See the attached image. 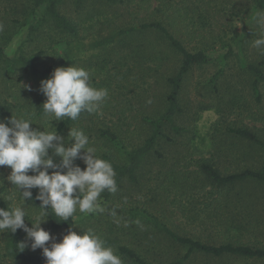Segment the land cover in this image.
<instances>
[{
	"label": "rangeland",
	"instance_id": "obj_1",
	"mask_svg": "<svg viewBox=\"0 0 264 264\" xmlns=\"http://www.w3.org/2000/svg\"><path fill=\"white\" fill-rule=\"evenodd\" d=\"M185 4L195 10H185L181 17L174 18L175 7ZM31 6L29 0H0V45L9 57H14L21 51L26 58L33 60L41 71L52 65L59 67L60 59L69 65L83 67L90 72L94 87L108 89L109 97L99 111L82 116L71 128L83 125L84 128L81 129L88 135L90 146H94L97 153L101 148L108 149L117 163L126 162L125 147L141 144L148 136V127L141 123L140 117L163 109L168 86L157 76L171 73L179 57L169 48L168 42L157 30L123 34L110 43L98 44L103 38L114 34L121 26L150 20L168 24V20H172L175 24L171 29L177 33H221L225 35L226 43L240 44L250 62L258 63L264 60V47H254L256 39L264 38V26L260 23L264 18V10L255 11L252 0H118L112 7H105L101 0H84L83 4H79L78 0H63L64 12L75 17L82 29H88L86 33L81 32L80 38L70 44L56 42L62 35L60 29L50 21L44 20L42 12L36 17ZM195 45L197 44L193 43L190 46L193 48ZM160 53L168 57L161 66L153 57L154 54ZM62 65L60 66L63 67ZM218 67L217 64L195 67L186 77L181 98L182 105L187 110L179 125L188 128L181 136L176 137L172 132L177 143H163L159 148L167 159L161 160L155 152L149 154L142 163L137 181L126 180L108 200L103 198L102 193L101 203L105 212L87 214L77 210L73 216L77 231L91 228L102 239L108 232L117 233L118 236L125 233L129 234V240L132 237L133 242L138 237L147 241L150 237L153 241H148L150 245H146L152 249L150 258L167 261L181 255L185 248L166 241L163 236H155V227L148 219L150 216L158 217L178 233H186L207 242H219L228 236L243 243H264V237L259 238L255 232L256 215L259 211V220H263L261 223L264 226V204L251 211L248 218H244L247 215L246 209H238L244 217L239 215L237 227L228 232L226 229V234L224 227L221 229L217 226V220L209 216V202L213 200L207 192L209 189L200 190L199 185L182 187L181 174H196V163L200 156L210 158L214 155L215 160L221 161L222 167L226 166L225 158H219L215 154L219 142L212 143L211 137L217 135L220 139L227 123L264 129V122L260 119L254 120L246 110H230L224 104L223 112L218 109L219 96L225 94L213 93L214 89L210 83ZM51 75L52 73L38 78L30 72H25L20 66L15 72L9 73L0 61V101L11 106L13 116L35 113L34 122L38 124L33 123L31 127L41 131L44 130L43 126L49 131L57 130L59 121L53 120L51 125L50 120L53 117L39 115L35 105V92L40 87V81L50 78ZM251 78L252 75L242 68L238 56H233L223 82L225 86H233L238 93L244 92L248 103L251 105L253 102L255 105L256 99L250 88ZM259 90L262 96L261 104L264 105V83L259 85ZM226 96L228 97V94ZM204 105L212 108L201 110ZM0 120L7 122L8 119L0 117ZM107 127L119 135L117 141L107 142L97 136L99 128ZM69 130L65 133H58L57 130V133L67 139ZM190 136L194 139L189 143L187 139ZM49 154H52L51 149ZM74 163L82 169L86 167L81 159ZM10 172L9 166L0 167L1 196L5 198L9 208L22 204L25 206V223L31 227L30 220L34 221L40 211L19 197L15 187L6 179ZM248 187V191H251L254 185L249 184ZM112 210H116L117 215H112ZM41 226L49 228L47 220ZM18 230L26 245L24 251L43 252L40 248L33 251L31 240L25 231ZM48 231L55 240L61 236L60 232ZM11 234L12 232L7 230L0 232V264H24L10 252ZM112 247L117 253L115 246ZM154 248L157 249L156 253L153 252ZM121 259L123 264H129L124 257ZM187 264H264V261L231 256L212 257L200 253L195 254Z\"/></svg>",
	"mask_w": 264,
	"mask_h": 264
},
{
	"label": "trees",
	"instance_id": "obj_2",
	"mask_svg": "<svg viewBox=\"0 0 264 264\" xmlns=\"http://www.w3.org/2000/svg\"><path fill=\"white\" fill-rule=\"evenodd\" d=\"M105 7H112L118 0H101ZM121 2V0H119ZM253 9L255 11L264 10V0H252ZM32 3V12L37 17V14L43 13V18L46 21H50L56 28L60 29L61 36L56 42H65L70 44L76 39H79L81 32L86 33L88 29H82L81 24L75 17L64 12L62 4L63 0H29ZM79 4H83L84 0H78ZM185 10L194 11L195 8L185 4L184 6L175 7L174 18H179L183 15ZM194 16V15H193ZM168 17V16H166ZM191 20V16L189 17ZM170 23L163 24L159 20H150L149 22H141L139 24H131L129 26H121L114 34L103 38L98 44H107L114 41L118 36L123 34H130L136 31H148L157 30L163 39L168 42L169 48L179 57L177 65L173 67V71L167 75L159 74L166 85L168 86V92L164 98V107L162 110L153 114L145 115L141 117V123L148 127L149 134L143 140L141 144H131L130 148H124L127 150V160L123 163H117L111 156V152L108 149H103L97 153L98 156L112 163L116 172V181L119 186L126 180L137 181L140 168L145 158L149 157V154L154 153L161 160H166L167 157L161 152L163 143H177L176 137L183 135L186 132L187 126H180L181 121L186 115V110L182 105V88L186 77L194 70L195 67L204 66L207 64H217L218 71L210 79V83L213 86V93L219 94L224 92L225 95H221L218 102V109L223 112L222 104L226 108L242 109L249 112V115L254 120H261L264 122V105L262 103V96L259 90V85L264 83V60L258 63L250 62L246 57L240 44H229L225 41V35L219 33L207 34L202 31H190L187 34H180L171 29L174 26V21L168 20ZM193 30V29H192ZM197 44L191 48L190 45ZM220 47V48H218ZM237 55L240 64L247 73L252 75L250 88L255 96V105L252 102L248 103L247 97L244 92L238 93L234 87L225 86L223 78L227 72V66L230 59ZM154 61L161 66V64L168 58L162 53L154 54ZM0 61L3 62L6 71L15 72L18 67H23L25 72H30L33 76L42 78L46 74H50L55 69V65L48 67L45 71H41L33 63V60L26 58L21 51L14 57H9L4 48L0 45ZM63 62L60 59V65ZM63 67L70 66L68 63L62 65ZM22 79V78H20ZM228 94V97L226 96ZM226 97V98H225ZM46 97L39 91L35 92V105L39 115L45 114L43 111V103ZM255 106V107H254ZM201 107V106H200ZM212 107L204 105L201 110H209ZM256 108V109H254ZM90 113L84 112L80 115L88 116ZM12 116V108L9 104L0 101V117L9 119ZM137 117V119H138ZM80 120L71 121L68 118L59 120L57 123L58 133H65ZM77 129L84 128L83 125L77 126ZM170 129V131H169ZM172 132L175 134L172 135ZM220 139L217 135L211 137L212 143L219 142V146L216 151V155L223 156L224 164L222 167L221 161L215 160L214 155L210 158L200 156L197 160L198 171L193 173H182L183 186L193 187L199 185L200 190L209 189L207 192L213 200L210 201L209 216L216 219L217 226L224 227V233L237 227L239 215H243L242 212H238V209H246L247 215L244 218L250 216L251 211L258 209V206L264 204V129L258 130L257 128H250L245 125H236V123H227L223 132H221ZM97 136L104 141H117L119 135L112 132L110 128H99ZM106 139V140H105ZM193 136H190L187 140L190 143L193 140ZM218 140V141H217ZM124 145V144H123ZM54 162L59 163L60 157L56 156ZM51 171H53L51 169ZM249 184L254 185L253 190L248 191ZM16 189V188H15ZM19 197L22 199L20 192ZM33 199L31 201L26 200V204L41 211L39 206L40 201L35 199L38 190L36 188L31 189ZM2 190H0V208H7V202L3 196H1ZM113 193L105 191L103 198L105 200L110 199ZM23 200V199H22ZM48 217L46 218L49 228L46 230H53L60 232L61 236L56 242H59L63 235L67 234L69 228L76 231L78 234L81 232L75 228V220L69 218L68 221H60V218L55 215L52 209L47 210ZM260 211L256 215V229L259 238L264 237V226L261 223L263 220H259ZM243 218V219H244ZM155 227L154 235L163 236L166 241L185 248V251L177 256L172 261L167 260H154L150 258V252L152 249L146 247L150 245V237L147 240H143L138 237L135 242L129 240V234H121L108 232L103 237L107 245L115 246L119 256L124 257L129 264H187L195 254H205L212 257H240L243 259H255L264 261V243L251 244L243 243L242 241L234 240L228 236L219 242H207L201 238L190 236L186 233H178L171 228L166 222L161 221L158 217L154 216L148 218ZM240 226V225H239ZM227 229V232H226ZM10 252L22 261L24 264H45V257L43 252L33 253L21 250V243L23 238L20 235L19 230L11 234ZM153 241V240H151ZM157 249H153L156 253Z\"/></svg>",
	"mask_w": 264,
	"mask_h": 264
},
{
	"label": "clouds",
	"instance_id": "obj_3",
	"mask_svg": "<svg viewBox=\"0 0 264 264\" xmlns=\"http://www.w3.org/2000/svg\"><path fill=\"white\" fill-rule=\"evenodd\" d=\"M260 23L264 26V18ZM254 47H264V38L256 39ZM28 90L31 91L30 86ZM39 91L46 97L45 115L53 117L50 124L64 118L77 121L84 112H98L109 97L107 88L92 85L87 69L72 64L55 68L50 78L40 81ZM34 119L35 113H26L20 117L12 115L7 122L0 120V167L11 168L6 179L20 192L24 202L33 199L31 189H38L35 199L40 201L41 211L34 221L29 219V227L23 204L0 208V232L23 229L31 240V249H42L45 264H123L113 247L91 228L78 234L70 227L56 242L41 226L49 216L48 209L60 221L72 219L77 210L87 214L105 212L101 194L117 192L118 185L112 163L97 155V149L90 146L82 129L70 128L65 139L56 129L49 131L43 126L41 131L31 127L36 123ZM54 156L60 157L59 163L54 162ZM77 159L86 167L82 169L75 164ZM111 214L117 215L116 210ZM25 246L21 243L20 251Z\"/></svg>",
	"mask_w": 264,
	"mask_h": 264
}]
</instances>
